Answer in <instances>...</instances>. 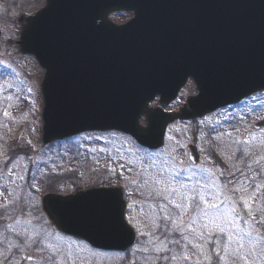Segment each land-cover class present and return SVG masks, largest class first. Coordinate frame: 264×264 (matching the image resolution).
<instances>
[{
	"label": "rangeland",
	"instance_id": "374dc122",
	"mask_svg": "<svg viewBox=\"0 0 264 264\" xmlns=\"http://www.w3.org/2000/svg\"><path fill=\"white\" fill-rule=\"evenodd\" d=\"M43 4L0 0V264H264V129H253L264 119V92L232 109L169 125L158 153L119 133L41 144L44 70L16 49L15 19ZM130 17L111 16L119 24ZM195 93L188 81L172 108ZM189 144L198 149L199 167L189 163ZM235 172L240 181L225 187L218 175ZM108 185L123 187L129 223L138 231L128 254L95 251L47 227L39 195Z\"/></svg>",
	"mask_w": 264,
	"mask_h": 264
},
{
	"label": "water",
	"instance_id": "95a60500",
	"mask_svg": "<svg viewBox=\"0 0 264 264\" xmlns=\"http://www.w3.org/2000/svg\"><path fill=\"white\" fill-rule=\"evenodd\" d=\"M22 15L20 49L45 69L40 90L43 142L84 131L119 130L156 149L169 122L200 117L264 89V0H46ZM134 12L122 25L110 12ZM192 77L198 94L179 114L167 106ZM143 116L146 126L139 125ZM264 126V121L255 124ZM191 162L197 149L188 146ZM41 208L55 228L96 248L134 241L120 188L61 196Z\"/></svg>",
	"mask_w": 264,
	"mask_h": 264
},
{
	"label": "snow or ice",
	"instance_id": "6c2138e0",
	"mask_svg": "<svg viewBox=\"0 0 264 264\" xmlns=\"http://www.w3.org/2000/svg\"><path fill=\"white\" fill-rule=\"evenodd\" d=\"M181 186L184 187L183 185H181ZM200 200H201V201H204V197L201 196V197H200ZM204 203L207 204V207H208V208L216 209L217 212L219 211V208H218V206H217L216 204H214V203H208L207 201H204ZM176 207H177V208H181L182 206H181L180 204H177ZM195 207H196V208H199V204L196 203V204H195ZM201 211H203V210L201 209ZM205 215H208V213L205 212ZM221 231H223V229H221ZM230 238H231V237H229V239H230ZM175 243H179V241H175ZM197 247H198V245H197Z\"/></svg>",
	"mask_w": 264,
	"mask_h": 264
}]
</instances>
